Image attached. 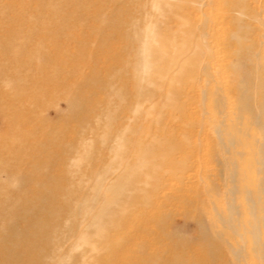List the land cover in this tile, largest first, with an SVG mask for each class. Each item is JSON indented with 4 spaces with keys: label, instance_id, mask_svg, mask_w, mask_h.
<instances>
[{
    "label": "rangeland",
    "instance_id": "obj_1",
    "mask_svg": "<svg viewBox=\"0 0 264 264\" xmlns=\"http://www.w3.org/2000/svg\"><path fill=\"white\" fill-rule=\"evenodd\" d=\"M108 1L20 0L14 6L4 7L9 15L23 10L30 13L25 18L19 17V20L0 21V264H84L83 261L90 264H150L151 258L157 257L162 258L161 264H171L170 254L184 249L174 244L173 235H182L183 239L192 243L186 246V250L194 261L208 249L206 243L196 240V222L187 219L186 214L191 213L193 207L162 195L169 197L179 189L178 186L183 185L184 193L200 198L195 211L203 215L207 229L211 230L207 215L215 212L213 208L216 204L217 208L226 209V192L230 187L227 176L231 169L224 160L217 128H214L220 118V99H224L227 105L228 114L223 119L241 120L250 127L246 130L249 131L247 135L250 134L254 140L261 138L257 129L250 125L253 117L239 98L240 93L246 91L255 98L256 104L262 100L259 79V73L264 69L262 50L258 63L255 62L257 59L247 63L245 54L240 50L252 43L250 38H230L239 28L235 21H228L223 16L232 3L220 2L212 9L205 7L190 11L187 16L191 23L196 26L208 21L209 32L213 35L206 37L207 44L199 29L192 37V48L198 62L202 61L200 65L205 68L209 64V68L201 70L200 81L189 82L193 88L188 85V96L178 102L184 104L188 113L178 117L174 108L164 103L166 95L162 91L151 103L144 102L147 114L137 119L138 126L143 128L160 115L162 125L167 123L172 128L178 125V128H173L175 131L172 129L177 139L185 135L184 129L191 127L188 128L191 131L186 143L196 145V149L193 147V150H183L176 155V158L187 161L189 168L184 169V176L188 178H184L181 184L168 174L166 177L169 180L159 191L160 197L153 196L146 207L134 208L120 228L107 236L104 244L93 242L94 249L77 248L71 251V243L75 242L78 231L84 229L86 221L93 219L96 210L92 209L88 215L83 210L95 184L90 174L108 164L112 156L109 154L107 157V150L96 145L95 149H91L94 156L76 171L71 165V158L77 153L70 155L67 151L71 145L85 138H92L93 141L100 137L104 124L101 122L98 127L93 126L95 129L91 131L89 121L97 122L98 117L103 121V104L115 97V89L105 90L101 87L102 83L115 82L108 74L123 65L130 56L128 38L116 33L125 28L124 22L129 19L135 5L127 2V10L124 11L120 9L122 4L119 2L111 7ZM252 8L257 11L255 19L244 18V21L258 30L261 37L258 34L257 42L264 47V0H258ZM106 11H111V15H123L122 27L113 21L103 23L100 15ZM68 15L72 17L68 18ZM28 25L41 34L43 44L40 48L29 45L23 53L19 51V55H14L13 46L22 36H34ZM109 30L113 32L110 38L107 37ZM104 41L106 45L103 46ZM46 53L47 57L42 56ZM132 72L129 67L121 81L129 92L126 97L128 105L135 102V97L130 94L135 90ZM203 90L204 93L212 90L214 99L202 97ZM191 93L195 98H190ZM67 96L87 99L81 101L79 109L71 111ZM204 108L208 109V114ZM129 116L131 112L127 106L117 122L118 126L135 121L128 119ZM198 122L201 127L197 126ZM241 160L249 168L248 175L255 180L258 175L255 162ZM177 172L180 175L179 169ZM43 192H49L48 196L43 197ZM51 202L59 203L63 210H75L78 212L76 218L68 222L64 213L58 217L51 216L47 213ZM69 216L72 217L70 213ZM59 223L66 225L59 229ZM69 223L72 227L67 225ZM218 224L221 229L225 228ZM223 230L231 233L227 228ZM232 242L237 246L236 237ZM206 257L207 264H226L233 258L227 245L215 262L210 255ZM184 262L181 264L187 263ZM251 262L257 260L251 256Z\"/></svg>",
    "mask_w": 264,
    "mask_h": 264
},
{
    "label": "bare ground",
    "instance_id": "obj_2",
    "mask_svg": "<svg viewBox=\"0 0 264 264\" xmlns=\"http://www.w3.org/2000/svg\"><path fill=\"white\" fill-rule=\"evenodd\" d=\"M19 1L20 0H0V21L9 19L19 20V17L25 18V15L27 16L30 13L29 10H23L20 11L19 14L13 13V15H9L6 10L4 11L5 6H14L15 3ZM84 1L90 2L93 0ZM257 1L258 0H146L141 2V0H109L107 2L111 7H115L119 2L122 4L120 9L124 11L127 10V2L135 5L134 9L129 13V19L124 22L125 28L118 30V33H116L117 35H124L128 38L129 45H127V49L129 48L128 54L130 56L128 60H124V63H122L123 65L116 68L113 73L108 74L115 79V82L107 81L102 83L101 87L105 90L115 89L113 92L115 97L103 104L104 109L101 112L103 121L99 120V117L97 122L94 120L92 122L89 121L92 124L89 126L91 131L95 129L92 128L93 126L98 127L101 122L104 124L100 131V137L93 141L92 138H85L83 141L81 140L71 145L67 151L70 155L72 152L77 153L76 157H70L72 161L71 165L76 171H79L80 168L94 156L91 149H95L94 146L96 145H99L100 149L107 150V157L109 154L112 156L108 164L99 167V169L90 174V177L94 178L95 184L93 185L91 196L85 203V205H87L83 209L85 212H83L88 215L92 212V209L96 210L92 216L93 219L90 222L86 221L87 223L84 224V229H80L78 233L76 231L78 235L76 236L75 242L71 243L70 250L72 249L75 251L77 248L81 250L90 247L93 248V242L104 244L107 240V236L120 228L134 208L146 207L149 205L153 196L156 198L160 197L161 194H159V191L167 184L164 182L169 177H175L178 179L179 183L183 182V179L186 177L184 176V169L186 167L189 168V166H187L188 163L185 159L176 158V155L183 150H193V147L196 149V145L194 146L192 143V145L186 143L191 131L188 129L190 126L184 129L185 135L182 136L181 139H177V136L174 135L176 133L173 134L172 131L177 124L173 128L170 125H166L167 123L162 125L161 122L163 120L160 115L159 118H156L148 124V126L143 128L138 126L137 119L140 120V118L147 114L146 110H144V102L151 103L153 98L155 96H160L162 91L166 95V102L164 103L170 108H174L173 111L177 113L178 117L186 116L188 113V109L183 106L184 104H178V102L182 97L188 96V85L190 88H193L192 85L190 86L189 82L193 84L194 81H200L199 77L202 75V73L200 74V72H202L201 70H205L208 67L207 65H209L207 64L205 68L200 65L202 61L198 62L197 55L194 54L192 48V37L195 31L199 29L203 40L207 44L206 37L208 35L212 37L213 35L209 32L211 28L209 27L210 24L208 25V21H204L201 25L196 26L191 23L187 16L190 11L205 7H210L212 9L215 4H219L220 2L232 3V7L229 11L223 13L226 20L235 21L239 25L238 30L233 32L230 38L247 39L249 37L252 43L245 48H241L240 52L245 54V61L247 63L252 62V59H257L255 62L258 63L261 50L263 52L262 56H264V47L262 44L260 47L257 42L258 30L244 21V18L255 19L257 11L255 8H252V5ZM68 16V18L72 17L70 15ZM100 16L103 23L104 21H113L122 27L120 22L124 21V18L120 13L119 15H111V11H106L105 13H101ZM62 17L64 16L62 15ZM260 21L262 20L260 19ZM38 30L39 28L36 29V31ZM29 31H33L32 34L34 36H22L15 47L13 46L14 55H19V51L23 53L29 45L40 48L41 44H43V37L41 34L35 32V28L32 29V27H29ZM112 35L113 32L109 30L107 32V37L110 38ZM260 35L261 34H259V37H261ZM104 45H106V41H104L103 46ZM213 53L215 52L213 51ZM42 56L47 57V53ZM206 58H208V56ZM204 60L205 57L203 61ZM129 67L133 69L132 73L135 90L130 94L135 97V102L128 105L126 104V97L129 95V92L126 87L122 85L121 81L123 79L122 75ZM259 79L262 100L256 104L254 102L255 98L246 91L240 93L239 99L243 101L241 103L250 115H252L253 120L250 125L257 129L261 136L260 140L255 139V141L251 138L250 134L247 135L249 131L246 130L250 127L245 126L241 120L234 121L230 117L223 119V117L228 114L227 105L225 106L226 102L224 99H220L219 101L221 107L218 108V115L220 118L218 119V126L214 128H217V137L222 146L224 160L230 167L231 172L229 175L227 174L230 187H227L228 191L225 190L227 191L225 201L226 209H222V207L219 209L216 204L214 208L212 206L215 212L207 215L211 230L207 229L203 215L195 211V207L200 201L197 195L189 196L187 193H184L183 185L181 187L178 186L177 188L179 189L175 190L176 192L169 197L164 196V194L162 195L164 198H169V200H176L177 203L189 204L193 207V210L190 211L191 213L186 214L187 219H192L196 222L198 229L196 240H202L207 244L208 249L206 253L200 254L198 256L199 258L192 261L193 258L186 250V246L192 243L183 239L182 235H173L174 244H176V246H182L184 249L182 248V252L173 251L170 254L171 264H181L185 263L184 261L187 262L186 264H207V255H210L212 262H215L216 258L221 256L223 248L226 247V245L229 247L230 253L233 256L226 264H264L263 68L259 73ZM245 81H247V79ZM240 88H242L241 85ZM226 90L229 89L227 88ZM189 96L190 98H195L192 93ZM203 96H209V98L214 99L212 90L206 93H204L203 90L202 97ZM225 98H227V96ZM67 99L70 102L71 111H74L79 109L82 105L81 101L83 102L87 98L67 96ZM127 106L131 112V116H129L128 119L131 118L135 121L118 126L117 122L121 118L124 108L126 109ZM204 111L208 114V109L204 108ZM175 113L172 114L175 115ZM239 114H241V112ZM170 117L172 120L173 116H171V114ZM172 121L174 122V120ZM173 122L172 124L174 125ZM200 124L201 123L198 122L197 126L201 127ZM147 139H150V141H147ZM242 158L255 162L258 174L255 180H252L248 175L249 168L243 164ZM177 169L181 171L180 175L176 174L178 173ZM224 170H226V168ZM167 175L169 177H166ZM48 194L49 192L42 193L43 197L48 196ZM43 199L45 198H42V200ZM65 201L68 203L67 199H65ZM47 213L55 217L64 213L65 217H68L67 221L69 222L76 218L78 212H75V210L68 211V209L63 210V206L60 207L59 203L51 202L49 203ZM69 213L72 217L69 216ZM218 222L225 227L223 229L227 228L231 233L221 229ZM64 224L66 225V223ZM64 224L59 223L58 228L63 229L65 226ZM67 225H71L72 227L71 223ZM234 237L237 238V246L232 242ZM246 247L248 248L245 249ZM251 256L255 258L258 263L251 262ZM162 261L161 257H157L151 258L149 263L161 264ZM83 262L84 264H90L85 261Z\"/></svg>",
    "mask_w": 264,
    "mask_h": 264
}]
</instances>
